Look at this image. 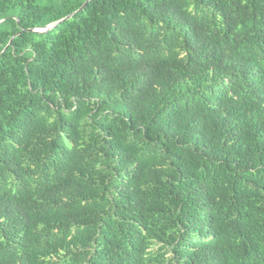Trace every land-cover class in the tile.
<instances>
[{
  "label": "trees",
  "instance_id": "16d2710c",
  "mask_svg": "<svg viewBox=\"0 0 264 264\" xmlns=\"http://www.w3.org/2000/svg\"><path fill=\"white\" fill-rule=\"evenodd\" d=\"M86 1L0 0V264H264V0Z\"/></svg>",
  "mask_w": 264,
  "mask_h": 264
},
{
  "label": "water",
  "instance_id": "95a60500",
  "mask_svg": "<svg viewBox=\"0 0 264 264\" xmlns=\"http://www.w3.org/2000/svg\"><path fill=\"white\" fill-rule=\"evenodd\" d=\"M89 1L90 0H87L86 3L77 12H81L87 6ZM73 15L74 14H72V15H70V16H68V17H66V18H64V19H62L60 21H58L57 23L51 24V25L45 27L43 30H28V32H46V31H49V30L55 28L58 24L64 22L65 20L70 19Z\"/></svg>",
  "mask_w": 264,
  "mask_h": 264
}]
</instances>
